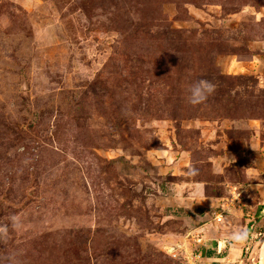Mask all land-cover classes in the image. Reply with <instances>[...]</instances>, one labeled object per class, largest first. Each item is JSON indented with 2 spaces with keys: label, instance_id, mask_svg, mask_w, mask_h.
<instances>
[{
  "label": "rangeland",
  "instance_id": "1",
  "mask_svg": "<svg viewBox=\"0 0 264 264\" xmlns=\"http://www.w3.org/2000/svg\"><path fill=\"white\" fill-rule=\"evenodd\" d=\"M0 225V264H264V0H0Z\"/></svg>",
  "mask_w": 264,
  "mask_h": 264
},
{
  "label": "clouds",
  "instance_id": "2",
  "mask_svg": "<svg viewBox=\"0 0 264 264\" xmlns=\"http://www.w3.org/2000/svg\"><path fill=\"white\" fill-rule=\"evenodd\" d=\"M216 90V85L209 80L199 79L193 82L189 86V96L188 101L191 105L203 104L209 96H211ZM199 170L192 166H188V175L196 176ZM261 173L251 171L247 174V179L259 178ZM10 222L12 225L19 227L21 224V219L18 216L13 215L10 217ZM9 231L8 225H0V237H6ZM250 233L247 228L242 226H234L229 232L226 233V238L229 242L235 245H244L249 239Z\"/></svg>",
  "mask_w": 264,
  "mask_h": 264
}]
</instances>
